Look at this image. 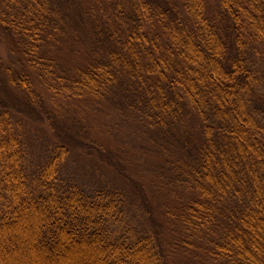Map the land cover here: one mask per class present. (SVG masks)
Here are the masks:
<instances>
[{
	"label": "trees",
	"instance_id": "16d2710c",
	"mask_svg": "<svg viewBox=\"0 0 264 264\" xmlns=\"http://www.w3.org/2000/svg\"><path fill=\"white\" fill-rule=\"evenodd\" d=\"M61 2L0 0V264H264V0Z\"/></svg>",
	"mask_w": 264,
	"mask_h": 264
},
{
	"label": "rangeland",
	"instance_id": "374dc122",
	"mask_svg": "<svg viewBox=\"0 0 264 264\" xmlns=\"http://www.w3.org/2000/svg\"><path fill=\"white\" fill-rule=\"evenodd\" d=\"M81 1H86V0H62V4L63 6L65 4L68 3H73V2H81ZM62 6V7H63ZM89 31H80L79 34L83 33L81 35L80 38H84L85 37H92V33H90V35L88 33ZM80 38H78V40H76L74 42V46L78 49V50H86L88 49V46L90 44H88L86 41L81 40ZM80 39V40H79ZM86 46V47H85ZM5 55V50L3 45L0 43V55ZM27 124H28V128L26 129L27 131V136H29V144H28V150L30 152V154L33 157V162L34 164H38L40 162V159L42 158L43 154L45 153L47 147H48V141H47V137H46V130L43 127L42 123L39 122V120H37L36 118H29L27 117ZM123 125L124 122L122 120V122L119 123V121H115L113 123L114 127L117 125ZM118 128H112L111 131L113 134H115L114 140L116 142V144H118L120 146V148H122L123 153H125L126 155L135 158V162L136 164V168L138 170L144 171L146 172L147 176H150L151 178L153 177L154 173L151 171V168L153 167V164H155V156L154 154L156 153L157 149V145H155L154 149H151L149 151L148 154H145L144 151H146L149 147V144L143 141H146V138L143 140V135H142V131H138L136 132L135 128L132 127L131 129V134L128 133V126L125 125L123 127V130L121 131H116ZM155 138L160 141L163 144V140L162 138L158 137V135H155ZM119 140H122V142L120 143ZM167 141L171 142L173 141V139L169 138L167 136ZM165 141V145L168 144V142ZM159 149V148H158ZM39 159V160H38ZM89 165L84 162L79 158H75L73 160H70V162L68 163V166L66 167V171L64 172L65 176H69L71 179V176L73 177L72 180H79L80 182H82L84 185L87 184H92V182H94L95 184L97 183H102V184H109V185H113V186H119L121 185V181L119 179H117L113 174H109L108 172L105 171H98L97 174H94V170L91 167H88ZM100 181V182H99ZM154 182H156L154 180ZM157 184V183H156ZM158 185H156L155 191L152 194V197L155 199L158 197L160 198V192L158 191L157 188ZM162 198V197H161ZM139 210L141 211V213H144L145 208L139 204ZM134 210H138V208H135ZM138 210V211H139ZM145 221V220H143Z\"/></svg>",
	"mask_w": 264,
	"mask_h": 264
}]
</instances>
